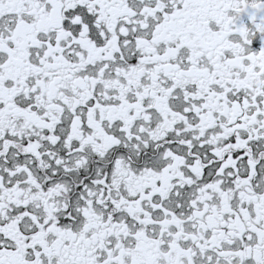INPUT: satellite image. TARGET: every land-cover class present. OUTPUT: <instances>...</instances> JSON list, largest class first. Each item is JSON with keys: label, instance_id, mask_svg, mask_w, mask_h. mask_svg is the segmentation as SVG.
I'll return each instance as SVG.
<instances>
[{"label": "snow or ice", "instance_id": "obj_1", "mask_svg": "<svg viewBox=\"0 0 264 264\" xmlns=\"http://www.w3.org/2000/svg\"><path fill=\"white\" fill-rule=\"evenodd\" d=\"M0 264H264V0H0Z\"/></svg>", "mask_w": 264, "mask_h": 264}]
</instances>
